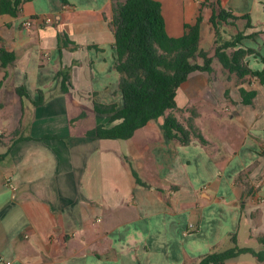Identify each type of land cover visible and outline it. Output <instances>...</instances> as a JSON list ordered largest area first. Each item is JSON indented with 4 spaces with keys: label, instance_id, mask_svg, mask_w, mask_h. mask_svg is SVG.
Masks as SVG:
<instances>
[{
    "label": "crops",
    "instance_id": "crops-1",
    "mask_svg": "<svg viewBox=\"0 0 264 264\" xmlns=\"http://www.w3.org/2000/svg\"><path fill=\"white\" fill-rule=\"evenodd\" d=\"M214 1L160 0L166 31L180 35L201 14L199 45L211 49ZM217 1L249 13L247 32L264 28V0ZM36 15L52 20L22 27ZM111 16V0H22L15 14L0 12V46L16 55L0 66V264H193L224 239L226 218L214 208L231 206L237 229L241 204L259 201L264 221V177L249 197L235 180L255 161L250 177L264 175V81L232 76L213 92V72L188 75L176 102L192 108L207 145L168 138L160 118L128 138L86 135L112 123L94 102L122 104ZM58 31L74 44L59 49ZM243 45L254 49L249 65L264 68V32ZM240 85L256 89L252 103L240 101ZM247 253V264H263ZM241 255L219 264H241Z\"/></svg>",
    "mask_w": 264,
    "mask_h": 264
},
{
    "label": "trees",
    "instance_id": "trees-1",
    "mask_svg": "<svg viewBox=\"0 0 264 264\" xmlns=\"http://www.w3.org/2000/svg\"><path fill=\"white\" fill-rule=\"evenodd\" d=\"M21 1L0 0V12L15 14ZM217 2L214 1L217 8L210 16L213 26L210 52L199 45L201 14L197 15L195 22L184 24L182 34L171 35L165 28L160 0H111L109 24L114 33V68L119 74L122 104L116 108L115 103L94 102V110L110 113L109 121L112 123H98L86 135L92 138H128L148 120L160 118L168 138L182 143L196 141L208 144L191 118H186L184 122L174 112L178 108L175 98L177 89L188 75L197 70L211 73L215 65L220 64L227 73L234 75L236 84L249 77L264 81V68H253L246 59L254 49L243 45V38L264 32V28L247 32V28L255 27L249 13L237 14ZM71 44L74 41L65 31L57 32L59 49ZM15 57L13 51L0 46V66L8 65ZM57 73L63 75L61 82L66 88L67 69L59 68ZM17 91L27 95L21 86L17 87ZM239 91L242 103H252L255 88L240 85ZM25 138L32 136L19 134L15 140ZM2 156L0 153V158ZM257 164L258 161L253 162L235 177L246 197L254 195L264 177L263 174L250 177ZM131 170L136 182L145 184L133 167ZM231 237L235 239V233ZM243 252L252 253L257 262L264 263V233L258 236L256 247L234 245L220 250L216 246L199 256L193 264H219Z\"/></svg>",
    "mask_w": 264,
    "mask_h": 264
},
{
    "label": "rangeland",
    "instance_id": "rangeland-1",
    "mask_svg": "<svg viewBox=\"0 0 264 264\" xmlns=\"http://www.w3.org/2000/svg\"><path fill=\"white\" fill-rule=\"evenodd\" d=\"M211 49H208V50H210L211 52ZM199 59L201 58L199 57ZM215 66L216 68L213 71L214 76H213L212 81L210 79L211 81L210 88L213 92H215L218 88H221L222 84L226 85L227 83H231L233 81L232 76H234V75H230L229 73H227L221 67L220 64H216ZM234 80H235V77H234ZM180 87L182 89L183 84L179 86L178 88L180 89ZM187 108H189V110L185 111L184 107L180 108L178 106V108L174 110L178 118L184 122L186 121V118H189V117L194 118V113H193L192 108L191 107H187ZM205 116L206 115L204 113L202 117H205ZM212 132H213L212 128H208L206 130V133L208 135H210ZM260 172L261 170H259L253 176L254 177L257 176L258 174H260ZM240 207L242 209V214L240 215L239 226L237 229H235V227L233 226V220H232L233 208L231 206H225L224 208L216 207L213 209L214 215L223 216L226 218V222L224 226L226 233H225L224 239L220 241V244H219L220 250L232 247L234 245L256 247L258 243V236L264 233L262 202H259V201L253 202L251 199H247L245 203L241 204ZM233 233H235V239H232L231 237ZM248 255L249 253L247 252L242 253L241 258H240L241 264H247L246 261L248 259L246 258L248 257Z\"/></svg>",
    "mask_w": 264,
    "mask_h": 264
},
{
    "label": "built area",
    "instance_id": "built-area-1",
    "mask_svg": "<svg viewBox=\"0 0 264 264\" xmlns=\"http://www.w3.org/2000/svg\"><path fill=\"white\" fill-rule=\"evenodd\" d=\"M34 20H40V21H43V22H50L52 20V17L49 16V15H36V16H29L27 18H25L21 24H22V27L28 29L31 27L32 23ZM190 226H193L191 223H190ZM10 261L7 260L6 263L8 264Z\"/></svg>",
    "mask_w": 264,
    "mask_h": 264
}]
</instances>
